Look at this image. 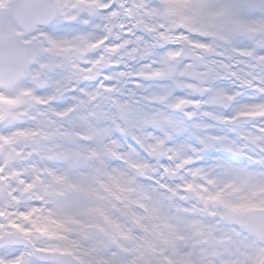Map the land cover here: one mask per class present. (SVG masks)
<instances>
[{
    "label": "snow or ice",
    "instance_id": "obj_1",
    "mask_svg": "<svg viewBox=\"0 0 264 264\" xmlns=\"http://www.w3.org/2000/svg\"><path fill=\"white\" fill-rule=\"evenodd\" d=\"M0 264H264V0H0Z\"/></svg>",
    "mask_w": 264,
    "mask_h": 264
}]
</instances>
